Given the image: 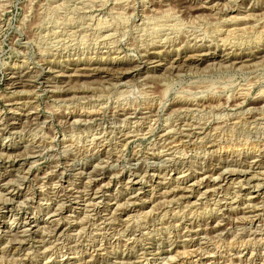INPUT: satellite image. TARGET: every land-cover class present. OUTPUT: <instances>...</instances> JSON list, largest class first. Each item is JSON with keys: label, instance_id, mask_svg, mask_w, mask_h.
<instances>
[{"label": "rangeland", "instance_id": "1", "mask_svg": "<svg viewBox=\"0 0 264 264\" xmlns=\"http://www.w3.org/2000/svg\"><path fill=\"white\" fill-rule=\"evenodd\" d=\"M0 254L264 264V0H0Z\"/></svg>", "mask_w": 264, "mask_h": 264}, {"label": "bare ground", "instance_id": "2", "mask_svg": "<svg viewBox=\"0 0 264 264\" xmlns=\"http://www.w3.org/2000/svg\"><path fill=\"white\" fill-rule=\"evenodd\" d=\"M128 1V0H127ZM174 1V0H173ZM117 3V2H116ZM62 7V6H61ZM93 9V8H92ZM201 10V9H200ZM185 16V15H184ZM126 18V17H125ZM263 20V19H262ZM156 21V20H155ZM129 24V23H128ZM232 30V29H231ZM230 33V32H229ZM107 37V36H106ZM221 41V40H220ZM103 58V57H102ZM92 73V72H91ZM119 81V80H118ZM146 85V84H145ZM183 89V88H182ZM159 91V89H158ZM215 91V90H214ZM130 93V92H129ZM149 95V94H148ZM122 96V95H121ZM185 97V96H184ZM215 106V105H214ZM199 109V108H198ZM255 109V108H254ZM93 112V111H92ZM122 128V127H121ZM125 135V134H124ZM206 150V149H205ZM172 151V150H171ZM185 154V153H184ZM150 165V164H149ZM206 176V175H205ZM102 186V185H101ZM104 186V185H103ZM142 191V190H141ZM23 202V201H22ZM254 209V208H253ZM140 219V218H139ZM31 231V230H30ZM34 231V230H33ZM53 248V247H52ZM50 249V248H49ZM43 250V249H42ZM1 255V254H0ZM185 255V254H184ZM34 256V255H33ZM230 262V261H229Z\"/></svg>", "mask_w": 264, "mask_h": 264}]
</instances>
